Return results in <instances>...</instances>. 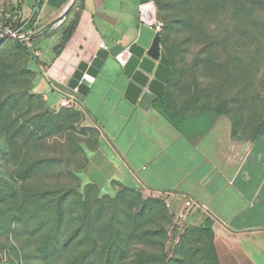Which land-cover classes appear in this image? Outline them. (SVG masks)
<instances>
[{
    "label": "rangeland",
    "instance_id": "374dc122",
    "mask_svg": "<svg viewBox=\"0 0 264 264\" xmlns=\"http://www.w3.org/2000/svg\"><path fill=\"white\" fill-rule=\"evenodd\" d=\"M150 1L175 65V111L264 137V0ZM16 4L0 0V264H214L212 237L177 231L160 200L83 181L96 130L30 92L25 52L1 40Z\"/></svg>",
    "mask_w": 264,
    "mask_h": 264
},
{
    "label": "crops",
    "instance_id": "0c3cea01",
    "mask_svg": "<svg viewBox=\"0 0 264 264\" xmlns=\"http://www.w3.org/2000/svg\"><path fill=\"white\" fill-rule=\"evenodd\" d=\"M12 20L32 31L30 92L51 110L63 95L74 96L73 110L96 130L81 168L85 183L108 194L156 191L170 221L182 196L191 197L215 217L194 211L187 218L188 229L211 232L214 264H264V137L232 134L221 116L175 111L172 74L146 110L125 97L128 79L115 57L137 36L138 0H66L61 7L17 0Z\"/></svg>",
    "mask_w": 264,
    "mask_h": 264
},
{
    "label": "water",
    "instance_id": "95a60500",
    "mask_svg": "<svg viewBox=\"0 0 264 264\" xmlns=\"http://www.w3.org/2000/svg\"><path fill=\"white\" fill-rule=\"evenodd\" d=\"M138 2L140 23L137 36L115 59L128 79L125 97L146 110L161 96L172 67L160 46V34L154 30L155 5L150 0Z\"/></svg>",
    "mask_w": 264,
    "mask_h": 264
},
{
    "label": "built area",
    "instance_id": "2783aa9c",
    "mask_svg": "<svg viewBox=\"0 0 264 264\" xmlns=\"http://www.w3.org/2000/svg\"><path fill=\"white\" fill-rule=\"evenodd\" d=\"M163 27V23L159 20H155L154 22V30L157 33H160ZM31 33L32 31L27 32H19V31H9V34L12 35L14 38L23 41L25 45L30 48L31 42ZM37 54V53H36ZM78 105L76 98L72 95H63L55 105L54 111H59L60 109H75ZM143 196L146 198H160V193L156 191L147 190L144 191ZM182 205L180 209L175 213L173 217V226L176 228L177 231L185 230L189 225L187 222L188 216L196 211L205 215L208 219L215 220L214 215L212 214L208 205L198 202L191 197L182 196ZM225 225V224H224Z\"/></svg>",
    "mask_w": 264,
    "mask_h": 264
},
{
    "label": "trees",
    "instance_id": "16d2710c",
    "mask_svg": "<svg viewBox=\"0 0 264 264\" xmlns=\"http://www.w3.org/2000/svg\"><path fill=\"white\" fill-rule=\"evenodd\" d=\"M65 1H66V0H48V4H49L50 6H54V7H61V6L63 5V3H65ZM11 15H12V14H11ZM5 23H6V24H10L11 27H6L9 31L27 32V31H21L18 27L15 26V21L12 20V16H11V18H10L9 20L6 19V20H5ZM71 33H72V27H70L68 30H67V29L64 30V33H63V36H62V42L60 43V45H59L58 48L61 49V48L66 44V42L68 41V39H69ZM8 38H12V37H10L9 35H7V34H5V33H3V34L1 35V40H5V39H8ZM13 40H15V44H16V46L25 52V54H26L25 58H26V61H27V56H28L29 50H32V49H33L32 46H31L30 48H28V47L25 45V43H24L23 41H20V40L17 39V38H13ZM30 42H31V40H30ZM3 43H5V42H3ZM160 43H161V45H162V50H163L164 53L166 54V56H167V58H168V60H169V62H170V65H171V67H172V76H171V79H173L174 76H175V65H174V61H173V59L169 56V54L167 53L166 49L164 48V45H163V35H162L161 33H160ZM57 52H58V51H57ZM25 67H26V62H25ZM26 70H27V68H26ZM27 73H28V75H29L28 70H27ZM29 80H30V76H29ZM34 96H36V95H34ZM36 97H38V96H36ZM38 98H39V97H38ZM39 99L41 100V98H39ZM41 101H42V100H41ZM42 102H43V101H42ZM43 104H44V102H43ZM44 106H45L46 110H47L49 113H51V114H58V113H60L61 111L64 110V109H60L59 111L56 112V111L51 110V109H49L48 107H46L45 104H44ZM165 106H166L167 111H168V110H169V106H167V105H165ZM166 116H167V115H166ZM175 117H176V113H175V112H171V115H168V116H167L168 120H169L170 122L174 123V124H175V122H176V121H175ZM232 134H235V131H234L233 129H232ZM90 187H91V185H90ZM92 189H94V191H97L94 187H93ZM120 191L123 192V191H130V190H127V189H121V190H119L118 192H120ZM131 192H132V191H131ZM47 194H48L47 192H44V193H43V197H44V196H47ZM40 210L43 211L44 209H40ZM57 211H58V212L61 211V207H60V206L58 207V210H57ZM59 216H60V214H59ZM198 231H200V232H204V233H206V234H208L209 236L212 237L211 232H210L208 229H206V228L199 229ZM106 259H108V254H106ZM73 261H74V260H73ZM66 264H74V263L67 262Z\"/></svg>",
    "mask_w": 264,
    "mask_h": 264
}]
</instances>
